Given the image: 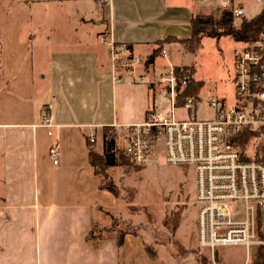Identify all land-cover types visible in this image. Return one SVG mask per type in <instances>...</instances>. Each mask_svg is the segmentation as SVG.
Returning a JSON list of instances; mask_svg holds the SVG:
<instances>
[{
  "label": "crops",
  "instance_id": "0c3cea01",
  "mask_svg": "<svg viewBox=\"0 0 264 264\" xmlns=\"http://www.w3.org/2000/svg\"><path fill=\"white\" fill-rule=\"evenodd\" d=\"M136 4L141 17L131 0H0V264H165L140 235L126 234L121 245L103 236L97 246L91 236L96 213L118 199L101 188L88 140L103 154L107 128L156 113L141 76L165 62L121 69L111 45L147 59L154 42L192 33L150 36L167 18L151 2Z\"/></svg>",
  "mask_w": 264,
  "mask_h": 264
},
{
  "label": "built area",
  "instance_id": "2783aa9c",
  "mask_svg": "<svg viewBox=\"0 0 264 264\" xmlns=\"http://www.w3.org/2000/svg\"><path fill=\"white\" fill-rule=\"evenodd\" d=\"M192 1L204 4L208 0ZM215 1L235 19L246 17L245 0ZM256 1L264 4V0ZM243 43L235 56V98L230 105L213 100L209 103L213 117L177 118L178 91L185 88L188 77L179 78L174 69L165 85L171 115L161 119L149 113L143 123L125 128L123 135L128 141L125 154L136 165H146L154 145L162 143L166 164L192 169L198 247L215 264L217 249L223 247L244 248V264L256 256L264 259V32L260 40ZM116 45H111L110 55L113 65L120 66L123 52ZM201 104L202 100L190 96L181 107L191 112ZM45 125L53 126L50 116ZM111 130L118 134L121 127L114 125ZM49 154L57 164V144Z\"/></svg>",
  "mask_w": 264,
  "mask_h": 264
},
{
  "label": "rangeland",
  "instance_id": "374dc122",
  "mask_svg": "<svg viewBox=\"0 0 264 264\" xmlns=\"http://www.w3.org/2000/svg\"><path fill=\"white\" fill-rule=\"evenodd\" d=\"M131 1L134 5L130 10L140 13V17L142 7L136 4V1L141 4L144 1L151 2L157 17L167 18L158 22L159 25L152 30L149 29L150 36L154 34L156 37L162 34H175L179 38L188 36L191 27L190 9L191 17L195 14L217 17L222 10L215 0H208L204 4L192 0ZM167 7H171L167 13L160 11L161 8L167 10ZM263 7L264 4L256 0H245V18L251 19L260 14ZM130 10L127 12L131 13ZM241 21L235 19L234 26L239 27ZM60 27L66 28L67 24L62 22ZM170 37L172 42L164 43L165 40H158L152 45V50H156L158 56L165 61L159 72L151 71V66L145 70V51L142 56L131 54L123 43L116 45V48L121 47L123 52V63L119 68L133 69L136 65V68L148 72L141 77L151 84L154 91L151 98L152 107L161 119L171 115L170 95L166 90L168 87H165L166 79L171 73L174 74V69L193 68L194 78L205 83L198 95L202 104L191 112L178 107L175 116L179 119L213 117V110L209 106L211 101L217 100L226 105L234 101L235 56L245 44L230 35L221 38L204 36L198 50L190 52L182 48L174 36ZM138 58L142 61L138 62ZM124 130L121 128L118 134L114 130H107L109 134L117 135L114 151L117 164L108 166L106 173L116 188L118 204L112 211L102 209L101 213H96L97 229H106V235L134 229L143 238L149 253L157 254L159 260L165 264H202L203 261L206 264H215L208 258L207 252L198 247L196 176L192 169L166 164L162 143L154 145L146 165L139 166L130 160L120 165L118 148L125 152L128 145L127 138L123 136ZM177 222L178 227L174 230ZM216 255V264H244L246 260V250L242 247L218 248ZM257 257L259 256L252 260Z\"/></svg>",
  "mask_w": 264,
  "mask_h": 264
},
{
  "label": "trees",
  "instance_id": "16d2710c",
  "mask_svg": "<svg viewBox=\"0 0 264 264\" xmlns=\"http://www.w3.org/2000/svg\"><path fill=\"white\" fill-rule=\"evenodd\" d=\"M235 18L229 10H221L217 17L212 15H207L206 17L202 14H195L192 16L191 24V36L187 39L176 40L182 48L186 51L196 52L200 46L201 40L204 36L221 38L222 36H233L235 40L241 42H256L260 40L264 32V7L260 14L256 15L251 19L243 18L239 27L234 26ZM172 37H167L164 43L172 42L170 41ZM127 48V46H126ZM158 56L157 51L153 53L146 59L145 64L149 65L154 63V59ZM176 73L179 78L188 77V82L185 88L182 91H178L177 102L178 107H181L184 104L186 97L193 96L198 98L199 92L204 87V81L197 80L194 78V70L191 67H184L183 71L179 69L176 70ZM151 86V85H150ZM110 129V128H107ZM116 134H109L106 130L104 135V152L99 154L94 149L93 143L88 140L89 145V160L91 165L95 169V173L101 176V188L107 190L118 196L115 186L112 181L109 179L106 170L108 166H115L117 163L115 161V147H116ZM118 156L120 159V165L126 164L127 160H130L123 149L118 148ZM109 179V181H107ZM166 222V221H165ZM167 223V222H166ZM129 228V226H127ZM178 227L174 226V230ZM106 229L98 230L96 225L91 232V236L95 241L101 239L106 235ZM126 234L138 235V233L133 230H120L115 235L117 236L118 243L121 245L124 241ZM98 245V241L95 243ZM149 252V251H148ZM203 261L204 259H200ZM263 258H255L251 261V264H263ZM202 264H206L203 261Z\"/></svg>",
  "mask_w": 264,
  "mask_h": 264
}]
</instances>
